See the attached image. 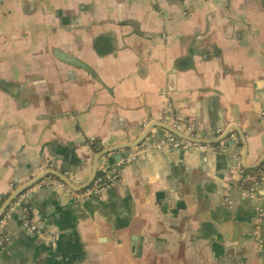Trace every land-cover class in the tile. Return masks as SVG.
<instances>
[{
	"label": "crops",
	"instance_id": "obj_1",
	"mask_svg": "<svg viewBox=\"0 0 264 264\" xmlns=\"http://www.w3.org/2000/svg\"><path fill=\"white\" fill-rule=\"evenodd\" d=\"M169 105L228 137L126 162L171 132ZM263 156L264 0H0V208L50 169L120 173L87 198L27 189L46 235L16 212L0 264H264V162L237 167Z\"/></svg>",
	"mask_w": 264,
	"mask_h": 264
},
{
	"label": "built area",
	"instance_id": "obj_2",
	"mask_svg": "<svg viewBox=\"0 0 264 264\" xmlns=\"http://www.w3.org/2000/svg\"><path fill=\"white\" fill-rule=\"evenodd\" d=\"M168 114L171 119V126L188 136V138L178 136L173 132H168L163 138L160 140H155L154 138H150L148 140H144L130 153L128 158L125 160L126 162H131L137 158L143 152L150 151L152 149H161L165 146H172L174 148L179 149H189V150H216L219 146L202 142L201 140H208V137L200 138L196 132L190 121L186 119L182 114H180L176 109L172 106H168ZM237 167L241 172L244 178L254 177L250 173L246 172V168L243 166L241 161H238ZM264 174V164L260 169L258 175ZM120 173H110L106 169H103L94 179L93 183L85 188L82 191H74L68 187V185L60 178L54 175H48L39 180L36 184H34L31 190L39 189L44 186H61L71 190L72 194L77 197L87 198L89 196L100 194L104 190L108 189L114 182L119 179ZM238 188L243 191L244 195L254 199L256 197V191L254 188H246L243 183L238 184ZM30 190L21 193L18 195L14 201H12L4 213L0 216V243H4L7 241L8 237L5 233L4 227L7 222L13 217L16 212H21L22 222L27 231L31 234L38 235H46V232L42 231L37 224V221L33 215V212L29 206L24 203L25 198L27 197Z\"/></svg>",
	"mask_w": 264,
	"mask_h": 264
},
{
	"label": "water",
	"instance_id": "obj_3",
	"mask_svg": "<svg viewBox=\"0 0 264 264\" xmlns=\"http://www.w3.org/2000/svg\"><path fill=\"white\" fill-rule=\"evenodd\" d=\"M163 128L177 134L178 136L181 137H185L188 138V136L184 135L183 133L179 132L178 130H176L175 128H173L172 126L168 125V124H163L161 125ZM151 128V127H150ZM150 128L147 129L144 134L142 136H140V138L138 140H136L133 143L124 145L122 147H118L116 149H120V148H130V147H134L139 145L141 142H143L145 140V138L150 134ZM228 137V135H224L222 137H220L217 140H201L202 142H207V143H214V142H219L221 140H224ZM116 149H111V150H106L103 153L100 154L99 157L103 156L106 153H109L111 151H114ZM264 162V156L263 158L259 161V163H257L256 165L250 166V165H246V168H255L258 167L259 165H261ZM47 174H53L59 178H61L64 182H66L68 185H70L71 187H73L75 190H83L85 188H87L88 186L91 185V183L93 182V180L95 179L96 175H97V166L94 169V172L92 173L91 177L89 178V180L81 185V186H76L74 185L64 174H62L61 172L57 171V170H47L46 172H44L42 175L38 176L37 178L31 180L30 182H28L26 185H24L22 188L18 189L15 193H13L10 198L5 202L4 205H2V207L0 208V216L2 214V212H4L6 210V208L8 207V205L15 200V198L20 195L22 192H24L25 190L29 189L30 187H32L34 184H36L39 180H41L44 176H46Z\"/></svg>",
	"mask_w": 264,
	"mask_h": 264
},
{
	"label": "trees",
	"instance_id": "obj_4",
	"mask_svg": "<svg viewBox=\"0 0 264 264\" xmlns=\"http://www.w3.org/2000/svg\"><path fill=\"white\" fill-rule=\"evenodd\" d=\"M262 166V165H261ZM259 168H255V169H246L247 173H254L258 170Z\"/></svg>",
	"mask_w": 264,
	"mask_h": 264
}]
</instances>
